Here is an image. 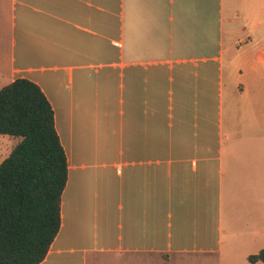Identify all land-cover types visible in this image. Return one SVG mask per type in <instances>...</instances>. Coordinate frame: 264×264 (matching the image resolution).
<instances>
[{"label": "crops", "instance_id": "obj_1", "mask_svg": "<svg viewBox=\"0 0 264 264\" xmlns=\"http://www.w3.org/2000/svg\"><path fill=\"white\" fill-rule=\"evenodd\" d=\"M17 79L47 97L68 160L40 264H264L248 260L264 250V0H0V88Z\"/></svg>", "mask_w": 264, "mask_h": 264}, {"label": "trees", "instance_id": "obj_2", "mask_svg": "<svg viewBox=\"0 0 264 264\" xmlns=\"http://www.w3.org/2000/svg\"><path fill=\"white\" fill-rule=\"evenodd\" d=\"M0 135L20 140L0 164V264H40L60 231L68 160L38 85L0 90ZM248 260L264 262V250Z\"/></svg>", "mask_w": 264, "mask_h": 264}, {"label": "rangeland", "instance_id": "obj_3", "mask_svg": "<svg viewBox=\"0 0 264 264\" xmlns=\"http://www.w3.org/2000/svg\"><path fill=\"white\" fill-rule=\"evenodd\" d=\"M252 64V62H251ZM227 67H231V63L227 64ZM251 67L248 65H241V70L244 72H251ZM229 68V75L232 73V69ZM251 74V73H250ZM2 89V88H0ZM227 93L239 97L240 86L238 82L229 81L227 83ZM242 113V112H241ZM238 118V117H237ZM250 118L247 116L240 117V122L244 124L243 137H255L260 135L264 137V130L260 129V134L252 132L250 128ZM231 128H227V132L230 134ZM5 139H0V163L4 161L11 153L13 146L12 142L19 141V138H10L4 135ZM12 140V141H10ZM264 145V142H263ZM242 224V223H241ZM90 264H224L220 261V258L213 256H174L160 255V254H143V255H126V254H101L90 262Z\"/></svg>", "mask_w": 264, "mask_h": 264}]
</instances>
